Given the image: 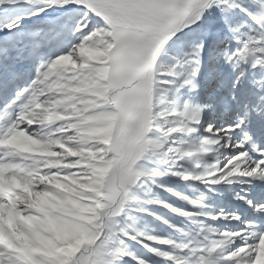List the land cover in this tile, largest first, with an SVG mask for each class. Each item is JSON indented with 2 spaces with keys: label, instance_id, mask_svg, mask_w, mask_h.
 <instances>
[{
  "label": "snow or ice",
  "instance_id": "6c2138e0",
  "mask_svg": "<svg viewBox=\"0 0 264 264\" xmlns=\"http://www.w3.org/2000/svg\"><path fill=\"white\" fill-rule=\"evenodd\" d=\"M0 264H264V0H0Z\"/></svg>",
  "mask_w": 264,
  "mask_h": 264
}]
</instances>
